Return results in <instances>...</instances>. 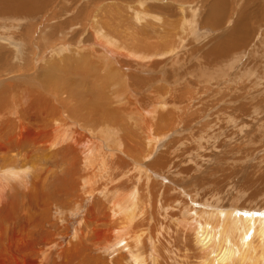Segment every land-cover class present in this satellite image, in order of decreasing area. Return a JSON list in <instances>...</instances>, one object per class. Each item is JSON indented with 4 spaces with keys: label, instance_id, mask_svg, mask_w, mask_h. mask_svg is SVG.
I'll use <instances>...</instances> for the list:
<instances>
[{
    "label": "rangeland",
    "instance_id": "1",
    "mask_svg": "<svg viewBox=\"0 0 264 264\" xmlns=\"http://www.w3.org/2000/svg\"><path fill=\"white\" fill-rule=\"evenodd\" d=\"M17 4H19V6ZM24 9L28 10L29 14L32 13V15L30 14L31 18L25 19L22 17V13ZM12 10L15 12L14 14H12L13 13ZM168 10L170 12H168ZM181 10L184 11L185 13L182 12ZM185 10L188 12H186ZM193 10L196 11L194 12ZM146 11L149 13H147ZM158 11H160V13ZM16 12L19 14H16ZM173 12L175 13L177 12L178 15L175 13L173 14ZM263 12H264V0H201V2L200 0H186V2L185 0H160V1L159 0H145V1L144 0H110V1L109 0H99V1L98 0H25V1L22 0V2L21 0L20 1L0 0V82L8 78H18L20 75L25 74L26 72L27 73L26 75L29 74L33 76V79L34 81L36 80L35 81L36 83L39 82L38 85L41 86V88L43 89V91L40 92H46L47 89L43 87V85L45 84V79H44L45 77L43 76L45 72H48L47 74L55 73L56 75H58L59 73L63 77L66 70L67 74H65L64 78H61L62 82L56 84L57 88L55 89V92L58 93V97L56 98V101H59L60 100L59 98H61V96L66 91L65 98L68 99L69 97L68 101L66 102V106H70L68 108L70 109L73 108V110L75 108V111L77 110L79 112H82L81 116L86 117L85 115L93 113L92 111L88 110V108H86V105L88 104L87 101L88 100L90 101V98L93 99V94L96 93L97 90L99 89L103 90L104 88V85L98 82V80L94 76V73H92L91 70L92 68L88 66L90 63L89 62L90 59L87 57L88 47L92 44L91 42L92 38L90 37V34L91 36H93L92 33L95 34V31L99 33L102 32L101 30H103L104 33L102 34L103 36L106 37L110 36L112 38L114 37V39H116L118 42L125 43V45L129 44V42L135 41L134 43L137 44V46H135L137 51L139 50L140 52L142 50H146L148 51L149 54L148 53L145 54H148L150 57L155 56L156 59L161 57V59L159 58V61H157L158 59L156 60L155 58H153V60L149 62L158 66V68H155V70L153 69L154 73L151 75L152 78L149 76L151 81L148 80L149 77H145L144 75H143L144 77H141V74L139 72L135 73L136 75L134 74L135 76L133 75V78H135L136 81L138 79H141V80L149 81V83L152 82L151 83V88L153 87L152 92L153 91L155 93L158 92L157 93L158 95H160L161 94L160 92L163 91L162 95L164 94L166 100L168 99L167 100L168 102L166 100L164 101L165 103L163 102L164 105L168 104L167 106H165V108L167 107V110L175 108L173 110H170L174 112L175 116L177 115L174 124L181 125V126H175L174 127L175 129L172 128L169 134L166 135V138L162 139L163 142L162 140L160 141L161 143L157 142L158 147L156 148L155 152L152 153V157L150 161H148L147 163L151 164L155 160V157L158 155V153L163 152V150L166 147H167L166 150L170 148V150L173 153H176L178 149L179 150L181 149L180 151L179 150L178 151L179 153L182 151L183 154L181 153L177 154L179 157L183 156V161H181V165L187 159L188 161L185 162L186 164L184 163L183 168L182 166H180V168L184 169L190 164V167L193 168L192 171L194 173V174L192 173V175L193 176L196 175L195 177H193L192 180L198 177V179H200L202 182L209 184L210 179H206V177L209 176L210 174L220 173L219 174L220 177L224 176V178L227 179L230 178L229 179L230 182H231V178H233L234 179L233 184L234 182L235 185L239 184L240 189L238 191L235 190L230 193L233 199L232 201L226 202V199H230V197L227 196L226 198H224L222 196L225 202L220 204L218 203L217 199H215V197L211 200L209 198L208 199L202 198L199 195L197 199L200 200L201 204L202 201H204L207 202L206 206L213 208H219L221 205L229 204V206L232 208V211L234 208L243 207L242 208L243 210L249 211L250 209L251 211L258 213L256 212L257 210L260 209L264 210V188H262L264 186L258 187L254 182L258 177H260V176L257 177V175H264L263 174L264 172L263 173L261 172L264 171V44H263L264 13ZM163 13L166 14V16ZM151 14L152 17H150ZM184 14H186V16ZM176 15L177 17L179 16L180 18L179 17L177 18ZM209 17H211L212 19ZM175 18L177 19L175 20ZM190 18H194L195 20ZM189 19H190V26L194 25L196 27L194 26L190 27L188 24V27L186 26L187 28L186 29L184 28L185 26H182V24L184 25V23L187 24L188 23L187 21H189ZM203 19L206 20L203 21ZM128 20L131 23H129ZM168 20H172V23L171 21L169 23ZM237 21H239L240 23L241 21L246 22L247 24H245V26L246 28L248 27L247 29H249V31L252 34L249 35V38H247L246 41L247 42L246 45L249 44L247 50H245L246 49V45H245L243 47L245 49H242V52L244 51L242 55L236 56L235 54L233 55V57L230 56L228 58V61L231 63L228 66H226L227 64L215 65V63H213L212 61H206L205 59L211 60L213 59V56L216 55L215 47L218 41H220L223 38L225 39V42H228L230 40L226 36L230 34L231 22L232 23L234 22L233 24H235V22ZM99 22L100 23L102 22L103 24L102 23L100 24ZM165 22H167V24ZM82 24H84L85 26ZM177 24L182 27H179ZM101 25H103L102 26L103 28L100 27ZM160 25H162L163 27ZM168 25L169 26L171 25V27H167ZM205 25H207L208 27ZM178 27L180 28V31ZM161 28H163L164 30ZM80 29H83V31H81ZM108 29H112V30H108ZM181 29H183V32ZM116 30L118 33L116 32ZM184 30L187 32H184ZM190 30L194 32H190ZM110 32H112V34ZM169 32L170 34L172 32L173 36L172 35L171 36L173 40L175 39L174 41L171 39V36L170 38L168 37L170 35ZM162 33L164 35L166 34L165 38L164 35H162ZM182 33L183 36L181 38ZM194 33L196 37L194 36ZM123 34H125V36ZM177 34L178 37L176 38L175 36H177ZM122 35L123 37H121ZM128 35H130V37L133 38L129 39L130 37ZM191 35L194 37H191ZM179 38H181V40ZM123 39L125 40L123 41ZM190 40L191 43H189ZM141 42L143 43V45L140 44ZM157 42L159 43L157 44ZM225 42L223 43L224 45L226 44ZM215 43L216 45L213 46ZM146 44L148 45L146 46ZM165 44H167L166 47L168 49L165 47ZM159 46L162 47L161 50ZM205 46L206 47L209 46L210 49L207 48L208 49L207 51V49H205ZM149 49L152 51H150ZM170 49L172 50L171 54L169 51ZM174 49L177 50L176 54ZM196 49L198 50V52L199 49L201 50L199 53H197V51H195ZM63 50L64 52L61 54V51ZM167 50L169 52H167ZM196 54L200 57L196 56ZM200 54L203 56V58L201 57ZM70 55L72 56L70 57ZM186 55H188V57ZM65 56H67L68 58H66ZM178 56H180V58ZM193 59L194 62L192 64ZM197 59L199 60L197 61ZM160 60L162 61L160 62ZM201 60L203 64H206L204 65V67L202 62L199 63V61ZM172 61H176V63L173 64ZM180 61L181 63L184 62L183 65L186 64L184 66L180 65L182 68H179ZM190 61L191 63H189ZM195 61H197V63ZM165 62H167V64H164ZM214 62H216V60H214ZM194 63L197 64L201 69V71L203 72H206L208 70L207 72L210 73L217 72V74L212 79L211 78L207 79L205 77H199L198 75L191 74L193 67L192 65H194ZM83 64H85L84 69H83ZM188 64L191 65L189 66L191 71L187 66ZM80 65L82 66V70H85V72L75 73V69L77 68L81 69ZM162 65L163 68H161ZM165 65H166V71H165ZM237 65H239L238 67L242 65L241 66L242 68L240 67V69L239 68L235 69ZM207 66H209V68H207ZM11 68L12 69L16 68L17 72L13 69V71L9 73V69L10 71L12 70ZM169 68L171 69V72ZM184 68L185 70H182ZM156 70L158 72H156ZM160 70L161 71L164 70L163 73L165 75L162 74ZM172 70L174 71V76ZM36 71H38V73L40 74H37ZM70 71L72 72V74L70 73ZM243 71L244 73H242ZM240 73L243 74V76H241ZM82 74L85 76L84 81L80 79L83 78ZM88 74L90 76H88ZM161 75H163L162 77L164 79L161 78ZM75 76H77L78 78L77 77L75 78ZM158 76H160L164 85L161 84L162 81L159 82L160 78ZM179 76H181V78ZM196 76L199 78H197ZM237 76L239 80L237 79ZM39 77L40 79H38ZM175 77L177 79H175ZM1 78H4V80ZM74 78L77 80H75ZM171 79L173 80L171 81ZM77 81L79 82L77 83ZM130 82L131 81L129 80V83ZM169 82H171L170 83L171 86H169L170 85ZM193 82L196 84L195 88L193 86L194 85ZM157 84L159 86H157ZM183 84H184V88H183ZM17 85L18 84L10 83L6 87L1 86L2 88H0V93H1L0 109H2L3 112L0 110V116H3L2 114L6 112L4 111V109H7L5 105L2 108V104L4 103H2L1 99L4 100L5 98V96L3 97V94L4 95L7 94L6 91H8L10 86L13 87L14 89V87H17ZM167 85L169 87H167ZM212 87L213 89H211ZM5 89L7 90L4 91ZM185 89L187 91H185ZM234 90L236 91L234 92ZM59 91H63V92H60L59 94ZM55 92L53 89V91L48 90L46 93L55 95ZM187 92H189L190 94H188ZM191 93H192V97H190ZM212 93H214V95ZM78 94L79 95L82 94L81 96H79L80 99H78ZM109 95L110 93L108 92L106 96ZM168 96L170 97V99ZM232 96L234 98H232ZM81 98L83 99L85 98V99L83 100ZM172 99L174 103L172 102ZM17 100H20V98L17 97L14 98V104H16V106L20 105ZM85 100L87 103L85 102ZM28 101L29 99L27 98V102L25 101L26 103L24 104L25 108L26 105L28 104ZM185 102L187 104L184 106ZM80 103L81 104L85 103V104L82 105L81 107ZM75 104H78L77 109L74 106ZM79 107L81 109H79ZM237 108H242L241 112L240 109L238 110ZM19 109L21 108L18 107L17 110ZM156 109L157 108L154 109L155 111L152 114L151 120L153 119V117H156L155 119H153L152 123L155 125V127H158L160 128V130H163L165 129L164 120L166 119V123L167 124L169 123L168 126L170 125L171 122L170 120L168 121L169 118L167 116L164 117L165 114L164 112H160L158 109L156 111ZM176 109L178 111V114ZM181 110L183 112H181ZM206 111H208V113ZM203 112H205L206 114H204ZM201 113L204 115H200ZM160 115L162 116L161 124L159 122ZM182 118L184 119V121ZM186 118L187 119L189 118L187 120V124L185 122ZM181 120H182V124H181ZM222 120L228 122V124L226 125L228 129L223 130V132L226 133L227 131H229V132H233V134L235 135H233L232 133H229V135L228 133L224 135V133L222 132L219 136H217L220 137L217 139V141H212L211 135L214 134V132L212 131L215 128H213L211 131L210 126L214 123L217 125L220 121L222 125L223 124ZM26 124H29V122L28 123L26 122ZM159 124L161 125V127L159 126ZM242 124H244L245 127L246 126L247 127L244 128ZM0 126H1L0 130L5 133L3 121H0ZM233 126H235L236 129L234 131H233ZM240 126L241 129L238 128ZM183 128H186L187 130ZM117 129L120 131L119 127ZM191 131H193L192 132L193 134L191 133ZM238 132H241V136L243 137H239V135L237 136L236 134ZM194 134H196V136H194L190 141V136ZM119 137H121L120 133H119ZM187 138L189 142L186 141ZM223 138H224L223 140L224 142L223 141L221 142ZM182 139L187 143L185 142L183 143ZM172 140L173 142H170ZM218 141H220L221 143ZM216 142L217 144L219 143L222 146H225L224 147L225 151L221 153L219 152L220 157L222 155H226L227 158L222 157L224 162L220 157L216 162H214V157L212 161L210 159L203 160L204 154H206L208 151L209 154H213L214 150L211 148V145H215ZM174 143H176L177 145ZM207 145L210 147H208ZM163 146L165 147L164 149ZM188 147L192 148V151L194 149V153L195 152L197 153V151L199 150V154L197 153L198 155H196L195 153L196 156H194V154H190L193 152H191V149H189ZM58 148L59 145L57 147L56 146L52 147L53 150L52 152L55 153H51V154L56 155ZM26 149L23 150V152L22 149L19 150L21 151L23 158L20 156L21 154L17 155L18 152L17 153L13 152L14 154L4 153L3 157L6 159L4 160L2 154H0V176L1 175L4 176V174L9 173L10 171L20 169L21 168L20 161L24 159L25 161L24 164L26 165L25 178H27L25 179L26 182L19 186H16L17 184L14 183L18 179L14 178V180H10L8 184L4 185L2 196L0 197V264H135V263L136 264H162V263L163 264H190V263L198 264L200 259L207 258L209 254H211L210 258L212 257V255L215 256L217 252L215 251L213 253H210V251L214 250L215 245L224 242L225 237L230 238L228 239V241L234 240V236L232 237L230 232H233L235 233V235L238 236L241 233H243V232L240 233V230L243 231V226L235 225L234 226L235 228L233 227L232 231H230L231 228L230 229L228 228L230 222L225 223L224 220L219 221L218 222L219 224L216 226L217 218H215L214 214L211 217V219H207L204 215L199 216L198 215L199 211L195 207H198L196 205H200V204L194 201L192 202L191 205V202L190 200H188V197L184 196L180 190H176L175 188L178 186V184H180V186L182 185L181 190L182 189L188 190L190 188L187 185L190 179L184 176L179 169H177L178 171L177 174V171L172 170L170 168L163 170L164 172L163 171L155 172L154 170L148 168L150 175L149 173L148 175H146V178L147 179L149 178V180L146 181L142 179L143 177L141 176L143 175L138 176L137 174H135L136 172L135 173L131 172V170L134 169V166H130L131 168L126 166L124 172L121 173L122 176L120 175L118 176V178L115 177L114 179V175H116L114 173H118V166L121 165L119 161L120 156L118 154L116 155L113 154L114 156H110V155L107 156L106 155L107 153L104 151L103 152L104 155L100 157L101 162L100 163L97 162L96 166L94 165L95 167L93 166L92 170L88 168V166H85V168L82 171H80L81 168H79L80 170H78L77 172L69 173L67 171H64L61 166L60 168L52 167V164L49 163L52 161V159L48 157L49 156L48 153L38 152L36 153L37 155H35L33 151H30V149L29 150ZM112 149L114 148H111V150ZM209 149L210 150L212 149V152ZM186 150L187 153L184 156L185 153L184 151ZM201 150L203 153L200 152ZM29 152L30 153L32 152V154L30 155ZM32 155L35 158H33ZM187 156L188 158H186ZM9 158L10 159L13 158V159L9 161ZM192 160L196 162L198 171L194 169L195 166L194 164H192L191 162ZM3 162L4 165L2 164ZM117 162L119 165L117 164ZM230 162L231 163L234 162L233 163L234 165L231 164ZM147 163L143 162V165L147 167L148 165ZM102 164H104L105 167L102 166ZM232 165L236 167H233ZM6 166L8 167V169ZM66 168L68 169L67 166ZM202 169L205 171V173L201 175L199 174V172ZM169 170H171V172ZM228 170L231 172L230 174H233L234 176L229 175ZM32 171L35 174L37 173V175L39 171V176H40L38 179L39 184L36 188H33L31 186L32 177L34 175ZM222 171L227 173L225 174ZM81 172L84 177V181H85L84 183L79 178ZM86 172L88 175L86 174ZM46 173H48V175H46ZM78 173L79 175H77ZM151 174L154 175L156 174V175L153 176ZM2 176L0 177V185L1 182H3V180L1 179ZM136 176H138L139 178V179L137 178L138 180L136 179ZM248 176L253 177V181H252L253 183L250 184L251 190L258 189L261 191V188L263 190L262 193H260V195L258 194V196L256 197L255 199L256 202L253 201L249 203L245 201L246 195L244 197H240V198L237 197L235 199V196H237L236 192H238V194L239 193L245 194V192L242 191L243 190L242 188L245 187L244 184L247 183V179L249 178ZM123 178L125 180H123ZM124 181L125 182L127 181L125 184L134 183L137 186L136 193L138 194V196L140 192L139 189L142 188V186H146L149 193L148 197L150 198H148V204L147 207H145L146 213L137 212V215L134 216V220L132 221V223H134L136 220V223L138 224L135 225L136 224L135 223L132 226L128 224V227L130 226L129 230L127 229L128 227H126L127 232L126 233L124 232V234L120 235L121 238L119 241L118 238L116 239L114 235H112V229L114 227V224L111 223L112 221L107 222L108 217L106 214H107L108 204H106V199L109 198L110 195L112 197L113 194L116 193V192L112 193V188L115 189L120 194L121 187L123 188L122 182ZM144 181L146 182V184ZM234 186L232 187L235 188ZM150 187L154 189H151ZM189 190L190 191H187V193L191 191L194 192L192 189ZM229 190L231 191V189H228V191ZM191 195L192 197H196L194 193H192ZM243 201L245 203H243ZM118 205L119 204H117V206ZM134 205H135L134 203H131V205L127 207L131 208ZM205 209L207 208L205 207ZM149 213L151 215H149ZM146 214H148L149 217ZM205 214L208 213L205 212ZM114 220L116 221V218ZM188 220L192 221L193 226L197 225V227L193 232H191L192 226L191 224H189ZM204 220H208V222L212 223L210 228L213 229L211 233L214 234L215 241L214 239H212L213 242L211 241V243L205 249H200V245H201L199 242L200 238L196 240L193 238L198 233V231H200V228L202 227L201 224H203ZM189 226L191 229L189 228ZM133 231L136 232L142 231V234L144 236H150V238L145 241L143 238H141V240H137V237L136 239L135 237L132 238ZM252 241L254 244L257 243L256 240L253 239V237H252ZM261 244H262L261 245L262 248L261 246L259 247L260 253L259 251L257 252L260 255L257 254L256 256H253L252 254L250 256L251 259H253V257L254 258L255 257L259 258V256L262 257V255L264 258V252H263L264 240L261 241ZM237 253L238 255H236L231 259L232 262L229 261L227 264L239 263L240 255L239 252ZM137 258L139 259L140 262L141 260H143V263L140 262L138 263Z\"/></svg>",
    "mask_w": 264,
    "mask_h": 264
},
{
    "label": "bare ground",
    "instance_id": "2",
    "mask_svg": "<svg viewBox=\"0 0 264 264\" xmlns=\"http://www.w3.org/2000/svg\"><path fill=\"white\" fill-rule=\"evenodd\" d=\"M20 1V0H18ZM25 1V0H24ZM99 1V0H98ZM110 1V0H109ZM145 1V0H144ZM160 1V0H159ZM22 2V0H21ZM101 2V1H100ZM175 2V1H174ZM186 2V0H185ZM197 2V1H196ZM195 2V3H196ZM201 2V0H200ZM17 3V1H16ZM19 3V2H18ZM25 3V2H24ZM45 3V2H44ZM82 3V2H81ZM94 3V2H93ZM159 3V2H158ZM161 3V2H160ZM198 3V2H197ZM210 3V2H209ZM142 4V2H141ZM180 4V3H179ZM214 4V3H213ZM212 4V5H213ZM19 6V4H17ZM196 5V4H195ZM16 6V5H15ZM116 6V5H115ZM122 6V5H121ZM105 7V6H104ZM179 7V6H178ZM177 7V8H178ZM168 8V7H167ZM180 8V7H179ZM18 9V8H17ZM72 9V8H71ZM119 9V7H118ZM126 9V8H125ZM130 9V8H129ZM153 9V8H152ZM173 9V8H171ZM184 9V8H182ZM19 10V9H18ZM127 10V9H126ZM154 10V9H153ZM163 10V9H162ZM197 10V9H196ZM195 10V11H196ZM211 10V9H210ZM13 11V10H12ZM115 11V10H114ZM119 11V10H118ZM134 11V10H133ZM174 11V10H173ZM182 11V10H181ZM186 11V10H185ZM194 11V10H193ZM194 11V12H195ZM198 11V10H197ZM11 12V11H10ZM121 12V11H120ZM147 12V11H146ZM152 12V11H151ZM156 12V11H155ZM160 13V11H158ZM163 12V11H162ZM168 12H170L168 10ZM184 12V11H182ZM188 12V11H186ZM15 12L13 11L12 14H14ZM134 13V12H133ZM149 13V12H147ZM157 13V12H156ZM155 13V14H156ZM175 12H173L174 14ZM185 13V12H184ZM264 13V12H263ZM16 14H19L16 12ZM32 15V13H30ZM28 13V10L23 11L22 13V17L27 19V18H31V15ZM122 14V13H121ZM135 14V13H134ZM158 14V13H157ZM164 14V13H163ZM172 14V13H171ZM170 14V15H171ZM177 14V12L175 13ZM112 15V14H111ZM120 15V14H119ZM126 15V13H125ZM124 15V16H125ZM136 15V14H135ZM138 15V14H137ZM144 15V14H143ZM142 15V16H143ZM166 16V14H164ZM178 15V14H177ZM176 15V17H177ZM183 15V14H182ZM186 16V14H184ZM188 15V14H187ZM194 15V14H193ZM10 16V15H9ZM14 16V15H13ZM34 16V15H33ZM32 16V17H33ZM115 16V15H114ZM132 16V15H131ZM139 16V15H138ZM137 16V18H138ZM150 16V15H149ZM148 16V17H149ZM158 16V15H157ZM160 16V15H159ZM172 16V15H171ZM168 16V17H171ZM180 16V14H179ZM178 16V17H179ZM184 16V17H185ZM195 16V15H194ZM261 16V15H260ZM123 17V16H122ZM130 17V16H129ZM146 17V16H145ZM152 17V14L151 16ZM162 17V16H161ZM160 17V18H161ZM173 17V16H172ZM175 17V16H174ZM177 17V18H178ZM182 17V16H181ZM208 17V16H207ZM206 17V19H207ZM250 17V16H249ZM22 18V19H23ZM96 18V17H95ZM111 18V17H110ZM124 18V17H123ZM132 18V17H131ZM175 18V20L177 19ZM180 18V17H179ZM188 18V17H187ZM211 18V17H209ZM253 18V17H252ZM20 19V16H19ZM122 19V18H121ZM130 19V18H129ZM135 19V17H134ZM151 19V18H150ZM163 19V18H162ZM185 19V18H184ZM190 19H194V18H190ZM190 19L189 21H187L188 23L184 25L182 24V26H185L184 28H186V26L188 27V24L190 26ZM206 19H203L206 20ZM212 19V18H211ZM232 19V18H231ZM48 20V19H47ZM93 20V19H92ZM153 20V19H152ZM186 20V19H185ZM195 20V19H194ZM237 20V19H236ZM256 20V19H255ZM20 21V20H19ZM94 21V20H93ZM96 21V20H95ZM129 21V20H128ZM167 21V20H166ZM172 23V20H168V22ZM184 21V20H183ZM243 21V20H242ZM241 23L239 21L235 22V24H233L231 22V27H230V34H228L226 37L229 38L230 40L228 42H225V39H221L220 41H218L217 45L216 43L213 45H216V49H215V54L213 56V59L211 60H207L206 61H212L213 63H215V65H226L228 66L231 62L228 61V58L231 56L233 57V55L236 54L237 55H242V49L245 45H246V41L247 38H249V35L251 34V32L249 31V29L246 28L245 24H247L246 22H242ZM250 21V20H249ZM59 22V21H58ZM70 22V21H69ZM208 22V21H207ZM213 22V20H212ZM251 22V21H250ZM88 23V22H87ZM95 23V22H94ZM100 23V22H99ZM98 23V24H99ZM102 23V22H101ZM100 23V24H101ZM108 23V22H107ZM124 23V22H123ZM129 23H131L129 21ZM167 24V22H165ZM103 24V23H102ZM106 24V23H104ZM126 24V23H125ZM136 24V23H135ZM180 24V22H179ZM228 24V22H227ZM37 25V24H36ZM54 25V24H53ZM75 25V24H74ZM81 25V24H80ZM84 25V24H82ZM90 25V24H88ZM87 25V26H88ZM95 25V24H93ZM134 25V24H133ZM178 25V24H177ZM192 25V23H191ZM230 25V24H229ZM52 26V25H51ZM85 26V25H84ZM103 25H101L100 27H102ZM150 26V24H149ZM162 26V25H160ZM179 26V25H178ZM179 26V27H182ZM194 26V25H192ZM190 26V27H192ZM207 26V25H205ZM203 26V27H205ZM227 26V25H226ZM35 27V26H34ZM79 27V26H78ZM89 27V26H88ZM99 27V26H98ZM99 27V28H100ZM105 27V26H104ZM137 27V26H136ZM163 27V26H162ZM167 27H171V25L167 26ZM178 27V28H179ZM196 27V26H194ZM208 27V26H207ZM229 27V26H228ZM250 27V26H249ZM87 28V27H86ZM85 28V29H86ZM108 28V27H107ZM252 28V27H251ZM256 28V27H255ZM97 29V28H96ZM139 29V28H138ZM163 29V28H161ZM187 29V28H186ZM81 31H83V29H80ZM98 30V29H97ZM108 30H112V29H108ZM119 30V29H118ZM141 30V29H140ZM160 30V29H159ZM164 30V29H163ZM169 30V28H168ZM183 32V29H181ZM196 30V29H195ZM89 31V30H88ZM102 32L97 33V31H95V34L92 33L93 36L90 37L92 38L91 42L92 44L88 47V55L87 57L90 59V63H89V67L92 68V73H94V76L96 77V79L98 80V82H100L101 84L104 85L103 90L101 91L100 89L97 90L96 93H92L93 94V99L90 98V101L88 100V104L86 105V108H88V110L92 111V114H88L85 115L86 117L81 116L82 112L79 111H75V108L73 110L68 108L70 106H66V102L68 101L66 97V94L64 92V94L61 96V98H59V101H56V98L58 97V93L55 92L56 84H59L60 82H62L61 78H64L65 74H67L66 70H65V74L62 77L59 73L58 75H56L55 73L53 74H47L48 72H45V74L43 75L45 78V84L43 85V87L45 89L48 90H52L54 89L55 95L53 94H49L46 92H40L43 91V89L41 88V86H39V82H35L33 79V76L31 75H26L27 73L25 72V74L20 75L18 78H8L4 81H7L9 84H18L17 87H9L8 91H6L7 89H5L4 91H6V95L3 94V97L5 96L4 100L1 99L2 103V108L5 105V107L7 109H4V112L2 115L0 116L2 118H0V121H3V125H4V129H5V133L3 131L0 132V154H2V157L4 155V153H8V154H12L13 152L17 153V155H20L23 158V155L21 153L23 150H25L26 148L30 151H33L35 153V155H37L36 153H48L49 154V158L52 159L51 163L52 167H62V169L64 171L67 172H77L78 170H80L79 168H81L80 171H82L85 166H88V168H90L92 170L93 166L98 163L101 162V158L102 155H104V151L107 153V156H114L113 154H118L120 156L119 161H120V166H118V173H114L116 175H114V179L115 177L118 178V176L121 175L122 172H124L126 166L130 167V166H134V169L131 170V172L137 174L138 176L143 175L141 177H143L142 179L148 181L149 178H146V175H148L149 173V169L154 170L155 172H160L163 171L165 169H172L177 171V169L180 170V172H182V174L184 176H186L187 178H189V182H188V186L190 187L189 189H192L194 192H188L190 191L189 189H182L181 190V186L180 184H178L176 188V190H180L182 192V194L186 197H188V200H190L191 205L192 202L196 201V203L200 204V205H196L198 207L197 210L199 211V216H205L207 219H211V217L213 216V214L215 215V218H217V223L216 226L219 224V221L224 220L225 223H229L228 228L232 231V228L235 225H240L243 226V231H241L240 229V233L239 236L235 235V233L230 232L231 236H234V240L232 241H228V239H230L229 237H225V241L221 242V244H217L215 245L214 250H211L210 253L213 252H217L215 256L212 255V257L210 258V255L207 258H202L200 259V261L198 262V264H227L229 261H231V259L233 257H235L236 255H238L237 252H239L240 255V260L238 264H263L264 262V258L263 255L262 257L259 256V258L257 257H253V259L250 258V256L253 254V256H256L258 253V251L260 250L259 247L262 245L261 241L264 240V210L260 209L257 210L255 213L253 211H251L249 209V211L243 210V207H238V208H234L232 211V208L228 205H221L219 208H213V207H209L206 206L207 202L202 201V204L200 202L199 199H197L199 197V195L202 198L205 199H213L215 197V199H217L218 203L222 204L223 202H225L224 198H226L227 196L230 197V199H226V202L232 201V196L230 195L231 192L235 191V190H239V184L235 185V182L233 184L234 179L231 178V182L229 181V179L224 178V176L220 177V173L217 174H210L209 176H205L206 179H210L209 184L202 182L200 179H198V177H196V179L192 180L193 176L192 173V169L190 167V164L184 168L181 169L180 166H182L186 161H188V159L182 163L181 165V161H183V156L179 157L177 154L179 153V151L181 150H177L176 153H173L170 148L168 150H166V148L163 146V152H159L158 155L155 157V160L151 163L148 164L147 162L150 161L151 157H152V153L155 152L156 148L158 147L157 142H160L162 139L166 138V135L169 134V132L173 129H175V126H181V125H175L174 121L175 118L177 117V115L175 116L174 112L170 111L173 110L175 108L169 109L167 110V107L165 108V106H167L168 104L164 105V101L166 100V97H164V94L162 95V92H160L158 95L157 93L152 92V88H151V83H149V81H151L150 77L152 78V74L154 73L155 68H158L157 65L149 63L153 60V58H155V56L150 57L148 54V51L146 50H142L139 52V50L137 51L136 47L137 44L134 42H129V44L125 45V43H121L118 42L116 39H114V37H106L103 36V30H101ZM139 31V30H138ZM180 31V28H179ZM213 31V30H212ZM254 31V30H253ZM94 32V31H92ZM113 32V31H112ZM112 32H110L112 34ZM117 32V30H116ZM175 32V31H174ZM184 32H187L184 30ZM190 32H194L191 31ZM189 32V33H190ZM249 32V33H248ZM57 33V32H55ZM91 33V32H89ZM118 33V32H117ZM123 33V32H122ZM126 33V32H125ZM165 33V32H164ZM197 33V32H196ZM31 34V33H30ZM33 34V33H32ZM121 34V33H120ZM170 34V32H169ZM176 34V33H175ZM255 34V32H254ZM110 35V34H109ZM125 36V34H123ZM123 35L121 37H123ZM131 35V34H130ZM130 35H128L130 37ZM162 35H164L162 33ZM173 36L172 32L171 34L168 36L170 38V36ZM193 35V33H192ZM194 37L195 33H194ZM225 35V33H224ZM252 35V34H251ZM18 36V35H17ZM89 36V35H88ZM132 36V35H131ZM171 36V39H172ZM183 36V33L181 35V38ZM187 36V35H186ZM200 36V34H199ZM223 36V35H222ZM128 37V38H129ZM166 37V34L164 35V38ZM167 37V38H168ZM176 38L178 37L175 36ZM174 37V38H175ZM190 37V36H189ZM196 37V36H195ZM204 37V36H201ZM31 38V37H30ZM47 38V37H46ZM88 38V37H87ZM133 38V37H132ZM131 37L129 39H132ZM158 38V37H156ZM181 38H179L181 40ZM222 38V37H221ZM23 39V38H22ZM89 39V38H88ZM191 39V38H190ZM24 40V39H23ZM85 40V39H84ZM125 39H123L124 41ZM147 40V39H145ZM158 40V39H157ZM156 40V41H157ZM173 40V39H172ZM175 40V39H174ZM173 40V41H174ZM177 40V39H176ZM183 40V39H182ZM186 40V39H185ZM184 40V41H185ZM27 41V40H25ZM23 42V41H22ZM90 42V41H89ZM90 42V43H91ZM155 42V41H154ZM183 42V41H182ZM212 42V41H211ZM226 43L225 45L223 43ZM26 43V42H25ZM80 43V42H79ZM86 43V42H85ZM88 43V42H87ZM127 43V42H126ZM146 43V42H145ZM159 42H157L158 44ZM165 43V42H164ZM163 43V44H164ZM189 43H191V40L189 41ZM206 43V42H205ZM258 43V42H257ZM35 44V43H34ZM140 44L143 45V43L141 42ZM177 44V43H176ZM88 45V44H87ZM148 44H146L147 46ZM152 45V44H151ZM162 45V44H161ZM191 45V44H190ZM249 44L246 45V49L248 47ZM259 45V44H258ZM30 46V45H29ZM28 46V47H29ZM78 46V45H77ZM139 46V45H138ZM167 46V44H165V47ZM183 46V45H182ZM254 46V45H253ZM141 47V46H140ZM160 47V46H159ZM45 48V47H44ZM143 48V47H142ZM147 48V47H146ZM162 47H160L161 50ZM167 48V47H166ZM171 48V47H170ZM173 48V47H172ZM196 48V47H195ZM209 48L205 46V49ZM212 48V47H211ZM257 48V47H254ZM50 49V48H49ZM148 49V48H147ZM156 49V48H155ZM164 49V48H163ZM168 49V48H167ZM178 49V48H177ZM210 49V48H209ZM29 50V49H28ZM62 50V49H60ZM150 50V49H149ZM158 50V49H157ZM175 50V54L177 52L176 49ZM201 49H199L200 52ZM213 50V49H212ZM22 51V50H21ZM66 51V50H65ZM73 51V50H72ZM152 51V50H150ZM155 51V50H154ZM163 51V50H162ZM165 51V50H164ZM170 54L172 53L171 49L169 50ZM167 50V52H169ZM179 51V50H178ZM184 51V50H183ZM195 51L198 52V50L196 49ZM203 51V50H202ZM208 51V49H207ZM27 52V51H26ZM64 52L61 51V54ZM159 52V51H157ZM16 53V52H15ZM148 53V54H145ZM161 53V52H160ZM180 53V52H178ZM177 53V54H178ZM188 53V51H187ZM186 53V54H187ZM190 53V52H189ZM211 53V52H210ZM247 53V51H246ZM53 54V53H52ZM67 54V53H66ZM155 54V53H154ZM168 54V53H167ZM212 54V53H211ZM255 54V52H254ZM24 55V53H23ZM74 55V54H72ZM70 55V57L72 56ZM83 55V54H82ZM80 55V56H82ZM183 55V53H182ZM190 55V54H189ZM194 55V54H193ZM201 55V54H200ZM33 56V55H32ZM31 56V57H32ZM39 56V55H38ZM159 56V55H158ZM162 56V55H161ZM165 56V55H164ZM170 56V55H169ZM188 57V55H186ZM196 56H198L196 54ZM244 56V55H243ZM255 56V55H254ZM66 58H68L67 56H65ZM168 57V56H167ZM180 58V56H178ZM186 57V58H187ZM192 57V55H191ZM200 57V56H198ZM201 57L203 58V56L201 55ZM27 58V56H26ZM59 58V57H58ZM79 58V57H78ZM161 59V57H159ZM159 58H155L157 61H159ZM177 58V57H176ZM195 58V57H194ZM212 58V57H211ZM235 58V57H234ZM32 59V58H31ZM73 59V58H71ZM170 59V58H169ZM174 59V58H173ZM190 59V58H189ZM26 60V59H25ZM67 60V59H66ZM77 60V59H76ZM79 60V59H78ZM178 60V59H177ZM176 60V61H177ZM199 59H197L198 61ZM204 60V59H203ZM214 60H216V62H214ZM231 60V59H229ZM241 60V59H240ZM244 60V58H243ZM24 61V60H23ZM80 61V60H79ZM162 60H160L161 62ZM168 61V60H167ZM176 61H172L173 64L176 63ZM179 61V60H178ZM185 61V59H184ZM197 61H195L197 63ZM63 62V61H62ZM75 62V61H74ZM88 62V61H87ZM194 62V59L192 60V64ZM202 62L199 61V63ZM244 62V61H243ZM22 63V62H21ZM67 63V62H66ZM83 63V61H82ZM159 63V62H158ZM184 63V62H183ZM183 63H181V61L179 62V68H182L180 65H183ZM188 63V62H187ZM191 63V61L189 62ZM65 64V63H64ZM81 64V63H80ZM164 64H167V62H165ZM163 64V65H164ZM172 64V65H173ZM203 64V62H202ZM67 65V64H66ZM72 65V64H71ZM85 64H83V69ZM163 65L161 66V68H163ZM186 65V64H184ZM183 65V66H184ZM206 64H203V67ZM210 65V64H208ZM214 65V66H215ZM62 66V64H61ZM188 68L191 65H187ZM192 71L191 74L194 75H198L199 77H205L207 79H212L217 72H203L201 71V69L199 68V66L197 64L194 63V65H192ZM239 65L236 66L235 69H240V67L242 65H240V67H238ZM68 67V66H67ZM74 67V66H73ZM81 69L77 68L75 69V73L77 72H85V70H82V66L80 65ZM88 67V68H89ZM219 67V66H218ZM222 67V66H221ZM52 68V67H51ZM54 68V67H53ZM63 68V66H62ZM66 68V67H65ZM69 68V67H68ZM160 68V67H159ZM187 68V67H186ZM207 68H209V66H207ZM242 68V67H241ZM12 69V68H11ZM16 72V68H13ZM13 69L10 71L9 69V73H11L13 71ZM34 69V68H33ZM55 69V68H54ZM154 69V70H153ZM168 69V67H167ZM170 69V68H169ZM173 69V68H172ZM212 69V68H211ZM231 69V68H230ZM23 70V69H22ZM31 70V69H30ZM40 70V69H39ZM50 70V69H49ZM159 70V69H158ZM162 70V69H161ZM160 72L162 74H164V70ZM182 70H185L182 69ZM215 70V69H214ZM217 70V69H216ZM24 71V70H23ZM32 71V70H31ZM44 71V70H43ZM52 71V70H51ZM50 71V72H51ZM61 71V70H60ZM165 71H166V65H165ZM173 71V70H172ZM255 71V70H254ZM37 74L38 71H36ZM63 72V71H62ZM140 73L141 77H149L148 80H141L138 79L136 81L135 78H133V75L135 73ZM156 72H158L156 70ZM171 72V69H170ZM70 73L72 74V72L70 71ZM89 73V72H88ZM167 73V72H166ZM177 73V72H176ZM183 73V72H182ZM244 73V71L242 72ZM42 74V73H41ZM69 74V73H68ZM81 74V73H80ZM98 74V75H96ZM100 74V75H99ZM181 74V73H180ZM186 74V73H185ZM256 74V73H255ZM33 75V74H32ZM136 75V74H135ZM134 75V76H135ZM144 75V76H143ZM155 75V74H154ZM153 75V76H154ZM159 75V74H157ZM165 75V74H164ZM169 75V74H168ZM167 75V76H168ZM179 75V72H178ZM241 76H243V74L240 73ZM18 76V75H17ZM35 76V75H34ZM80 76V75H78ZM83 78L82 81H84L85 76L82 74ZM81 76V77H82ZM88 76H90L88 74ZM163 75H161V78L164 79L162 77ZM173 76H174V71H173ZM235 76V75H234ZM77 76H75L76 78ZM139 77V76H138ZM160 78V76H158ZM171 77V76H169ZM181 78V76H179ZM188 77V76H187ZM191 77V76H190ZM197 77V76H196ZM197 77V78H199ZM219 77V76H218ZM35 78V77H34ZM69 78V75H68ZM74 78V79H75ZM78 78V77H77ZM154 78V77H153ZM156 78V77H155ZM158 78V79H159ZM160 78V81H162V79ZM178 78V79H180ZM183 78V77H182ZM189 78V77H188ZM222 78V77H220ZM40 79V77L38 78ZM67 79V78H66ZM147 79V78H145ZM175 79H177L175 77ZM238 79V76H237ZM77 80V79H75ZM129 80L131 81L129 83ZM153 80V79H152ZM173 79H171L172 81ZM200 80V79H199ZM202 80V79H201ZM219 80V79H218ZM233 80V79H232ZM239 80V79H238ZM167 81V80H165ZM204 81V80H203ZM236 81V80H235ZM79 81H77L78 83ZM156 82V81H155ZM187 82V81H186ZM211 82V81H210ZM209 82V83H210ZM73 83V82H71ZM75 83V82H74ZM154 83V82H153ZM171 82H169L170 84ZM174 83V82H172ZM194 83V82H193ZM197 83V82H196ZM200 83V82H199ZM214 83V81H213ZM242 83V82H241ZM100 84V85H101ZM159 84V83H158ZM157 84V86H159ZM161 84L164 85L163 81L161 82ZM160 84V87H161ZM166 84V82H165ZM202 84V83H201ZM218 84V83H217ZM72 85V84H71ZM78 85V84H77ZM156 85V84H154ZM193 85V84H192ZM195 83H194V88H195ZM199 85V84H198ZM204 85V84H203ZM171 86V84L169 85ZM167 85V87H169ZM216 86V85H215ZM220 86V84H219ZM75 87V86H74ZM88 87V86H87ZM166 87V86H163ZM187 87V86H186ZM197 87V86H196ZM62 88V86H61ZM159 88V87H156ZM171 88V87H170ZM173 88V87H172ZM179 88V87H178ZM181 88V87H180ZM183 88H184V84H183ZM208 88V87H207ZM215 88V87H214ZM217 88V87H216ZM237 88V87H236ZM240 88V87H239ZM189 89V88H187ZM204 89V88H203ZM213 89V87L211 88ZM220 89V88H219ZM108 90V91H107ZM167 90V89H166ZM158 91V90H156ZM169 91V90H168ZM174 91V90H173ZM183 91V90H181ZM185 91H187L185 89ZM190 91V90H189ZM206 91V90H205ZM236 90H234L235 92ZM60 92L63 91H59ZM110 93L109 96H106L107 93ZM167 92V91H166ZM178 92V91H177ZM192 92V91H191ZM201 92V91H200ZM57 93V95H56ZM176 93V92H174ZM180 93V92H179ZM188 94H190L189 92H187ZM217 93V92H216ZM215 93V94H216ZM251 93V92H250ZM260 93V92H259ZM1 94V93H0ZM68 94V93H67ZM74 94V93H73ZM76 94V93H75ZM167 94V93H165ZM172 94V93H171ZM204 94V92H203ZM214 95V93H212ZM242 94V93H241ZM82 94H78V99L79 96H81ZM178 95V94H177ZM200 95V94H199ZM239 95V94H238ZM247 95V94H246ZM7 96V99H6ZM85 96V95H84ZM167 96V95H166ZM184 96V95H183ZM237 96V95H236ZM244 96V95H242ZM20 98V100H17L18 103L20 105L16 106V104H14V98ZM77 97V96H76ZM86 97V96H85ZM169 97V96H168ZM171 97V95H170ZM169 97V99H170ZM192 97V93L191 96ZM206 97V96H205ZM27 98L29 99L28 104L26 105L25 108V103L27 102ZM173 98V97H172ZM189 98V97H188ZM227 98V97H226ZM225 98V99H226ZM232 98H234L232 96ZM238 98V97H237ZM83 99V98H81ZM85 99V98H84ZM83 99V100H84ZM177 99V97H176ZM82 100V101H83ZM168 100V99H167ZM166 100V101H167ZM26 101V102H25ZM76 101V100H75ZM79 101V100H78ZM102 101V102H101ZM178 101V100H177ZM224 101V100H223ZM16 102V101H15ZM74 102V101H73ZM72 102V103H73ZM81 102V101H80ZM84 102V101H83ZM86 102V100H85ZM86 102V103H87ZM164 102V103H163ZM168 102V101H167ZM173 102V99H172ZM180 102V101H179ZM188 102V101H186ZM185 102L184 106L187 104ZM75 103V102H74ZM171 103V102H170ZM174 103V102H173ZM254 103V102H253ZM71 104V103H70ZM68 104V105H70ZM81 104V103H80ZM85 104V103H84ZM81 104L80 106L82 107ZM181 104V103H180ZM226 104V102H225ZM77 105L75 104L74 106L77 109ZM209 105V104H208ZM229 105V104H228ZM232 105V103H231ZM242 105V104H241ZM24 106V107H23ZM73 106V107H74ZM177 106V105H176ZM175 106V107H176ZM179 106V105H178ZM245 106V105H244ZM248 106V105H246ZM21 108L19 110H17V108ZM23 107V108H22ZM85 107V106H83ZM170 107V105H169ZM228 107V106H227ZM232 107V106H231ZM157 108L160 112H164V117L167 116L170 120V125L168 126V124L166 123V119L164 120V127L165 129L160 130V128L155 127V125L152 123L153 119H155L156 117L152 118V114L154 113V109ZM178 108V107H177ZM207 108V107H206ZM205 108V109H206ZM245 108V107H244ZM79 109H81L79 107ZM156 109V111H157ZM184 109V107H183ZM187 109V108H185ZM238 110L242 108H237ZM2 112L3 110L0 109ZM17 110V111H16ZM21 110V111H20ZM86 110V109H85ZM236 110V109H235ZM19 111V112H18ZM84 111V110H83ZM177 111V109H176ZM180 111V109H179ZM188 111V110H187ZM201 111V110H200ZM204 111V110H203ZM237 111V110H236ZM18 112V113H17ZM79 112V113H78ZM181 112H183L181 110ZM186 112V110H185ZM202 112V111H201ZM208 113V111H206ZM223 112V111H222ZM159 113V112H158ZM204 114H206L205 112H203ZM211 113V112H210ZM239 113V111H238ZM243 113V112H242ZM245 113V112H244ZM162 114V113H161ZM178 114V111H177ZM187 114V113H186ZM204 114H200V115H204ZM212 114V113H211ZM84 115V114H83ZM157 115V114H156ZM182 115V114H181ZM241 116V115H239ZM209 117V116H208ZM247 117V116H246ZM252 117V116H251ZM179 118V117H178ZM158 119V117H157ZM181 119V118H180ZM183 119V118H182ZM189 119V118H188ZM187 118L185 119V122L187 124ZM194 119V118H193ZM244 119V118H243ZM191 120V119H190ZM228 120V119H227ZM242 120V119H241ZM31 121V122H30ZM184 121V119H183ZM223 121V120H222ZM231 121V120H230ZM260 121V120H259ZM26 122L29 124H26ZM159 122L160 124L162 123V116H159ZM184 122V124H185ZM189 122V121H188ZM221 122V121H220ZM218 123L217 125L214 123L212 124L211 127V131L213 128H215L212 132H214L213 135H211V140L212 141H217L219 136L223 130L228 129L226 127V125L228 124V122L223 121V124L221 125V123ZM238 122V121H237ZM243 123V122H241ZM159 124V126L161 127V125ZM177 124V121H176ZM181 124H182V120H181ZM230 124V122H229ZM240 124V123H238ZM238 126V125H237ZM242 126L244 128L245 125L242 124ZM262 126V125H260ZM259 126V127H260ZM1 127V126H0ZM3 127V126H2ZM119 127L120 131L117 129ZM232 127V126H231ZM193 128V127H192ZM230 128V127H229ZM241 129V126L238 127ZM263 128V127H262ZM3 129V128H2ZM186 129V128H183ZM182 130V129H181ZM187 130V129H186ZM236 130L235 126H233V131ZM239 130V129H238ZM237 130V131H238ZM236 131V132H237ZM240 131V130H239ZM182 132V131H181ZM187 132V131H186ZM193 131H191L192 133ZM119 133L121 134V137H119ZM183 133V132H182ZM189 133V132H188ZM201 133V132H200ZM224 133V132H223ZM229 135V133L233 132H229L227 131L225 134ZM193 134V133H192ZM202 134V133H201ZM189 135V134H188ZM223 135V134H222ZM235 135V134H233ZM237 136L239 135V137H243L241 136V132H238L236 134ZM244 135V134H242ZM196 136V134L191 135L190 136V141L192 140V138ZM227 136V135H226ZM235 137V136H234ZM232 137V138H234ZM231 138V136H230ZM238 138V137H237ZM210 139V137H209ZM183 140V139H182ZM195 140V139H193ZM224 140V138L221 140V142ZM260 140V139H259ZM178 141V140H177ZM188 141V138L186 140ZM209 141V140H208ZM236 141V140H235ZM234 141V142H235ZM163 142V140H162ZM170 142H173L170 141ZM180 142V141H179ZM183 143L185 142L184 140L182 141ZM185 142V143H187ZM220 142V141H218ZM220 142V143H221ZM224 142V141H223ZM161 143V142H160ZM178 143V142H177ZM176 144V143H174ZM181 144V143H180ZM214 144V143H213ZM58 151L55 154H51V153H55L52 152V147L54 146H58ZM163 145V144H162ZM177 145V144H176ZM168 146V145H167ZM172 146V144H171ZM183 146V144H182ZM187 146V145H186ZM185 146V147H186ZM204 146V145H203ZM208 146V145H207ZM198 147V146H197ZM206 147V146H205ZM210 147V146H208ZM225 146H222L221 144H216L215 145H211V148L214 150L213 154H209V151L204 154V159H210L211 161L213 160L214 157V162H216L218 160V158L220 157L219 152H224L225 151ZM25 148V149H24ZM111 148H114L111 150ZM174 148V147H173ZM189 149H191L190 154H194V156L199 154V150L197 151L196 155L194 153V149L192 151V148L188 147ZM196 148V147H195ZM204 148V147H203ZM26 149V150H27ZM54 149V148H53ZM57 149V148H56ZM175 149V148H174ZM177 149V148H176ZM185 149V148H184ZM183 149V150H184ZM187 149V148H186ZM212 149L210 150L212 152ZM253 149V148H252ZM162 150V149H161ZM153 151V152H151ZM175 151V150H174ZM151 152V153H150ZM184 156L187 153V150L184 151ZM190 152V150H189ZM202 152V150L200 151ZM232 152V149H231ZM243 152V151H242ZM247 152V151H246ZM245 152V153H246ZM30 153V152H29ZM181 154L182 151L180 152ZM179 153V154H180ZM203 153V152H202ZM218 153V154H215ZM235 153V152H233ZM237 153V152H236ZM14 154V153H13ZM32 154V152L30 153V155ZM175 154V155H174ZM29 155V156H30ZM34 155V154H33ZM32 155L33 158H35ZM105 155V156H106ZM10 156V155H9ZM19 156V157H20ZM28 156V157H29ZM53 156V157H52ZM189 156V154H188ZM188 156L186 158H188ZM191 156V155H190ZM201 156V155H200ZM242 156V155H241ZM250 156V154H249ZM6 157V156H5ZM14 157V155H13ZM17 157V156H16ZM47 157V158H48ZM203 157V156H202ZM222 157H226V155H222L220 158L222 159ZM238 157V155H237ZM236 157V158H237ZM100 158V159H99ZM4 160H6L3 157ZM13 159V158H12ZM9 158V161L12 160ZM26 159V158H25ZM234 159V158H232ZM239 159V157H238ZM243 159V158H242ZM2 160V159H1ZM20 160V159H19ZM18 160V161H19ZM41 160V159H40ZM39 160V161H40ZM45 160V159H44ZM126 160V161H125ZM223 160V159H222ZM15 161V160H14ZM13 161V162H14ZM27 161V160H26ZM128 161V162H127ZM239 161V160H238ZM5 162V161H4ZM4 162L2 163L4 165ZM12 162V161H11ZM21 162V168L20 169H16L13 171H10L7 174H4V176H2V180L3 182H1L0 185V197L2 196V192L4 189V185L8 184V182H10V180H14V178L18 179L17 181H15L14 183L17 184L16 186L22 185L26 182L25 179V167L26 165L24 164V159L20 161ZM30 162V161H29ZM45 162V161H44ZM144 163H147V167L143 165ZM192 164H194V169L196 171H198V167L197 164L194 160L191 161ZM224 162V160H223ZM48 163V162H47ZM103 163V160H102ZM231 163V162H230ZM234 163V162H233ZM231 163V164H233ZM43 164V163H42ZM45 164V163H44ZM118 164V162H117ZM186 164V163H185ZM191 164V165H192ZM12 165V164H11ZM10 165V166H11ZM33 165V164H32ZM100 165V164H99ZM119 165V164H118ZM146 165V164H145ZM216 165V164H215ZM234 165V164H233ZM232 165V166H233ZM46 166V165H45ZM49 166V165H48ZM66 166L68 167V169L66 168ZM94 166V167H95ZM102 166L105 167L104 164H102ZM144 168H143V167ZM249 166V165H248ZM247 166V167H248ZM4 167V166H3ZM7 167V166H6ZM14 167V166H13ZM37 167V166H36ZM50 167V166H49ZM185 167V166H184ZM231 167V166H230ZM236 167V166H233ZM232 167V169H233ZM245 167V166H244ZM43 168V167H42ZM47 168V167H46ZM131 168V167H130ZM205 168V167H204ZM226 168V167H225ZM3 169V168H2ZM8 169V167H7ZM31 169V168H30ZM34 169V168H33ZM87 169V167H86ZM200 169V168H199ZM257 169V168H255ZM95 170V168H94ZM104 170V169H103ZM194 170V171H195ZM4 171V170H3ZM7 171V170H6ZM37 171V170H36ZM45 171V168H44ZM171 172V170H169ZM258 171V170H256ZM255 171V173H256ZM261 171V170H260ZM2 172V171H1ZM5 172V171H4ZM31 172V170H30ZM164 172V171H163ZM162 172V173H163ZM223 172V171H222ZM228 174L229 175H233L230 174L231 172L228 170ZM262 173L264 171H261ZM6 173V172H5ZM32 173H34L32 171ZM205 173V171L202 169L199 174H203ZM212 173V172H211ZM215 173V172H214ZM223 173H227V172H223ZM233 173V172H232ZM254 173V174H255ZM87 174V172H86ZM160 174V173H159ZM178 174V171H177ZM194 174V173H193ZM197 174V173H196ZM227 174V175H228ZM243 174V173H242ZM258 174V173H257ZM256 174V175H257ZM264 174V173H263ZM46 175H48V173H46ZM69 175V174H67ZM79 175V173L77 174ZM88 175V174H87ZM150 175V173H149ZM153 176H155L154 174H151ZM198 175V174H197ZM219 175V177H218ZM223 175V174H222ZM0 176V177H1ZM122 176V175H121ZM138 176H136V179L138 178ZM234 176V175H233ZM260 176V177H258ZM39 171H38V175L37 173L33 175L32 177V181H31V186L33 188H36L39 184L38 179H39ZM127 177V176H126ZM133 177V176H132ZM150 177V176H149ZM152 177V176H151ZM249 177V176H248ZM247 177V178H248ZM257 179L254 181L256 186L261 187L264 186V175H257ZM79 178L82 180V182L84 183V177L83 174L81 172V174L79 175ZM134 178V177H133ZM153 178V177H152ZM157 178V177H156ZM201 178V177H200ZM223 178V179H222ZM235 178V177H234ZM57 179V178H56ZM79 179V180H80ZM139 179V178H138ZM137 179V180H138ZM154 179V178H153ZM160 179V178H159ZM236 179V178H235ZM244 179V178H243ZM41 180V178H40ZM39 180V181H40ZM45 180V179H43ZM123 180H125L123 178ZM182 180V179H181ZM187 180V179H186ZM151 181V180H150ZM246 181V180H245ZM244 181V182H245ZM253 177H249L247 179V183L244 184L245 187H241L243 190V192H245V194H238V192H236L237 196H235V199L237 197H244L245 195V201L247 202H253L255 201L256 197L258 196V194L260 195V193H262V187L261 191L256 189V190H251L250 189V184L253 183ZM127 182V181H126ZM125 181L122 182L123 188L121 187V191L120 194L112 188V193L116 192L115 194H113V196L106 199V204H108L107 206V217H108V221L107 222H111L112 224H114V227L112 229V235H114V237L117 239H119L120 241V235L124 234V232H127V229L129 230L130 226H132L133 224L136 223V220L134 223H132V221L134 220V216L137 215L138 213H143L145 211V207H147L148 204V189L146 188V186H142V188H140V192H139V196L136 193L137 192V186L134 183H126ZM145 182V181H144ZM179 182V180H178ZM3 183V184H2ZM150 183V182H149ZM79 184V183H78ZM146 184V182H145ZM183 184V183H182ZM82 185V184H81ZM84 185V184H83ZM148 185V183H147ZM235 185V186H234ZM174 186V185H173ZM176 186V184H175ZM232 186H234L235 188H233ZM253 186V185H252ZM149 187V186H148ZM151 188V187H150ZM187 188V187H186ZM211 188V189H210ZM9 189V188H8ZM15 189V188H14ZM22 189V187H21ZM154 189V188H151ZM160 189V188H159ZM228 189H231V191L229 192ZM254 189V187H253ZM24 190V189H23ZM173 190V189H172ZM160 191V190H159ZM168 191V190H167ZM89 193V192H88ZM96 193V192H95ZM192 193H194V195L196 197H192ZM224 198H223V197ZM247 197V198H246ZM190 198V199H189ZM176 199V198H175ZM174 199V202H175ZM243 199V198H242ZM152 200V199H151ZM187 200V201H188ZM202 200V199H201ZM223 200V201H221ZM164 201V200H163ZM177 202V201H176ZM241 202V200H240ZM256 202V201H255ZM131 203H134L135 205L131 208H128L127 206H130ZM243 203H245L243 201ZM242 203V205H243ZM117 204H119L117 206ZM194 204V203H193ZM115 207V208H114ZM205 207L207 209H205ZM201 208V209H199ZM155 209V206H154ZM192 210V209H190ZM212 211V212H211ZM205 212H207L208 214H205ZM148 216V214H146ZM149 215H151L149 213ZM198 216V217H199ZM149 217V216H148ZM116 218V221L114 220ZM136 219V218H135ZM147 219V218H146ZM149 219V218H148ZM199 219V218H198ZM140 221V220H139ZM189 224H191L192 226V230L191 232H193L195 230L196 226L192 225V221L188 220ZM187 221V223H188ZM141 223V222H140ZM128 224L130 225L128 227ZM138 223H136L135 225H137ZM212 223L208 222V220H204L203 224H201V228L200 231H198V233L195 235V237L193 239H199L200 242V249H205L212 241V239H214V234L211 233V231L213 229L210 228ZM199 226V225H198ZM227 226V225H226ZM126 227H128L126 229ZM215 227V226H214ZM190 228V226H189ZM235 228V227H234ZM191 229V228H190ZM189 229V231H190ZM242 229V228H241ZM132 230V229H131ZM145 230V229H144ZM154 230V229H153ZM143 231V230H142ZM142 231H133L132 233V238L137 237V240H141V238L145 240L149 239L150 236H144L142 234ZM146 231V230H145ZM239 232V231H238ZM155 233V232H154ZM123 237V236H122ZM252 237L254 240H256V244L253 243L252 241ZM123 239V238H122ZM118 241V240H117ZM134 241V240H133ZM215 241V239H214ZM213 242V241H212ZM137 243V242H136ZM262 248V246H261ZM262 251V250H261ZM264 252V251H263ZM260 253V251H259ZM260 255V254H258ZM160 258V257H159ZM138 259V258H137ZM134 260V259H133ZM136 261V260H135ZM134 261V263H135ZM139 259H138V263H139ZM156 262V261H155ZM232 262V261H231ZM140 263H143V260H141ZM136 264V263H135ZM163 264V263H162ZM191 264V263H190Z\"/></svg>",
    "mask_w": 264,
    "mask_h": 264
},
{
    "label": "water",
    "instance_id": "3",
    "mask_svg": "<svg viewBox=\"0 0 264 264\" xmlns=\"http://www.w3.org/2000/svg\"><path fill=\"white\" fill-rule=\"evenodd\" d=\"M8 85H9V84H8L7 81H2V82H0V88H2L1 86L6 87V86H8Z\"/></svg>",
    "mask_w": 264,
    "mask_h": 264
},
{
    "label": "crops",
    "instance_id": "4",
    "mask_svg": "<svg viewBox=\"0 0 264 264\" xmlns=\"http://www.w3.org/2000/svg\"><path fill=\"white\" fill-rule=\"evenodd\" d=\"M263 44H264V42H263Z\"/></svg>",
    "mask_w": 264,
    "mask_h": 264
}]
</instances>
